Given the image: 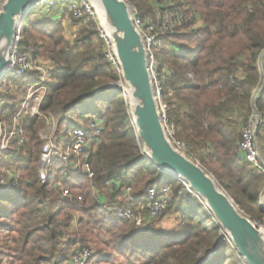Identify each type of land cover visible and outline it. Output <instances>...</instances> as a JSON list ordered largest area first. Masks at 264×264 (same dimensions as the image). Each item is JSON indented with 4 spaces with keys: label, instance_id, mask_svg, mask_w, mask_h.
<instances>
[{
    "label": "trees",
    "instance_id": "16d2710c",
    "mask_svg": "<svg viewBox=\"0 0 264 264\" xmlns=\"http://www.w3.org/2000/svg\"><path fill=\"white\" fill-rule=\"evenodd\" d=\"M183 1L179 6L183 9L187 5L192 7L191 11L200 12L205 26L196 33L199 42L195 50L176 45L171 52H165L170 47L164 45L176 38L170 33L158 36L163 46L156 53L161 101L167 102L171 92L177 99L167 102L168 124L174 127V138L185 146L187 157L200 162L243 212L256 222H263L264 173L253 168L241 155L242 135L229 117L228 108L232 104L247 106L246 113L251 117L252 101L260 93L256 100L260 114L258 136L264 141V76L258 69L264 54V0ZM70 5V0H58L52 7L34 8L30 15ZM72 22L81 24L73 18ZM45 25L49 23H34L31 28L26 27L25 32L33 41L48 40L50 47L33 44L28 38L25 45L29 53L36 56L45 49V56L55 64L53 82L48 84V93L40 107L41 115H28L23 120L26 143L15 142L8 152H0V165L10 166L17 162L22 172L29 173L19 190L8 192L0 188V231L8 233L17 229L19 237L15 240V251L19 262H68L79 240L75 237L64 242L73 218L67 215L61 219L60 215L66 208H72L86 215L95 213L104 223L120 228L123 233H115L121 240L120 249L140 252L147 257L142 263L138 261L139 264H246L235 246L228 248L227 242L219 244L223 229L216 219L205 221L195 206L187 204L188 192L181 180L162 174L150 155L144 154L143 151L148 153V150L139 144L135 120L123 92L109 89L95 94L107 82L120 79L118 74L109 71L103 59L102 44L92 41L96 31L81 30L77 43L83 51L77 54L70 44L62 43L52 32H45ZM236 41L240 50L226 53L225 49L232 45L229 43ZM245 52L250 54L242 60ZM191 55L194 56L191 58ZM165 67L168 68L165 70ZM101 103L106 106L105 112L99 106ZM71 111L81 117L87 127L97 118L105 121L97 148L90 156L95 177L90 180L78 169L66 185L74 193L72 200L57 193L58 174L54 173L53 181L44 185L37 171L42 145L39 133L46 127V119L64 114L66 123L61 124V130L68 133L73 126L66 125ZM89 137L94 136L91 133ZM8 158L16 162H7ZM164 186L174 189L167 210L181 215L184 229L181 233L157 232L152 225L139 230L135 223L107 210L108 204L126 206L123 199L115 202L124 196V187H131L133 195L143 200L151 187ZM81 189L87 192L79 196L76 192ZM101 195L105 196L106 205L99 201ZM79 197L82 200H78ZM18 214L20 219L15 229L10 221ZM60 246L62 250L58 252ZM96 260L97 256L92 260L94 264Z\"/></svg>",
    "mask_w": 264,
    "mask_h": 264
},
{
    "label": "rangeland",
    "instance_id": "374dc122",
    "mask_svg": "<svg viewBox=\"0 0 264 264\" xmlns=\"http://www.w3.org/2000/svg\"><path fill=\"white\" fill-rule=\"evenodd\" d=\"M5 1L6 0H4V2ZM126 1H128L136 9V11L140 14V17L145 16V19L142 18L143 21H145V20L151 21L155 25V28L157 29V31L159 32L160 35L165 34V33H170V34H172V36L174 38H176V40H173L172 42L170 41L169 44L167 42V44L164 45L165 47H168V46L170 47L169 49L165 50V52H171L173 50V47L176 45L187 46L188 48H190L192 50H195L196 47L198 46L199 41L197 40L198 37H197L196 33L198 32V30L200 28L204 27L205 25L202 21L200 12L191 11L192 7L189 8V6H187L186 4H185L186 6L183 9L181 8V6H179L180 5L179 3H184L183 0H126ZM150 1H152V3L153 2L158 3L161 6L158 8L155 5H153L154 3L152 4ZM37 7H35V8H37ZM45 7H49V6H45ZM71 7H72L71 5L69 7L63 6L59 10H57V8L56 9L53 8L51 10L48 8L47 10H44L42 13L36 12V13L28 16V18L23 23L21 22L22 38L24 40V44H25V40L28 38L30 40V42L33 44H37L39 46L45 45V48H49L50 44L48 43L49 42L48 40L43 41V40H45L44 38L43 39L39 38L38 41H33L31 39V36L27 35V33L25 32V28L28 26H29V28H31L34 23H39L41 25L43 23H49V25H47V26L45 25L43 27L45 32H47V33L52 32L56 36V38H58L62 41V43L70 44L77 54L80 53L81 51H83V47L77 43V41L80 39L81 30L83 28H88V30H90V31H94L96 29H95V27L93 28V24L88 22L87 18H85V17L81 18V19L76 18L74 16V12H72V10H71ZM164 16L165 17L166 16L171 17V21L169 23V26L167 27L168 29L162 28V24L164 22ZM72 18L75 20L77 19V20L81 21V24H77V25L74 24L72 22ZM161 28H162V30H161ZM92 41L95 44H101L99 42L100 40L96 36V32L92 36ZM159 44L161 46L157 45L153 49V54L155 56L156 62H157L156 53L160 48H163L162 43L159 42ZM229 44H232V45H229L228 48L225 49L226 53H228V54L236 53L238 50H240V44L237 41L234 43H229ZM26 48H27V46H26ZM28 53H29V51H28ZM29 54L32 55L37 60L36 62L40 67L39 70H35L33 72H30L28 74V75H30V78H27L28 75H26L24 77H20V78H13L12 83L9 86L8 97L12 98V100L14 102V108L19 109V110L21 109V106L27 101L28 96L30 94H34V93L40 94V95H42L43 101H44V99L48 93V84L50 82H53V71L55 70V64L45 56V49L40 50L39 53L37 54V56L32 54V53H29ZM102 54H103V48H102ZM249 54H250L249 52H245V55H247V56L244 55L242 57V60H245L246 57L249 56ZM192 56H194V55H191V58H192ZM103 59H104V55H103ZM104 61H105V59H104ZM167 68L168 67H165V70ZM108 69H109V71H113L114 73L118 74L117 70L110 67L109 65H108ZM258 69H259L260 74L262 76H264V54L262 55V57L260 58V60L258 62ZM119 80L107 82V84H105L101 88H104V87L106 88V87L111 86L112 88H109V89L114 90V92L119 91V90H117V88H115V86L117 85ZM35 85H39L40 87L32 88ZM43 88H44V90H43ZM109 89H107V90H109ZM122 92H123V97L125 98V100L129 104L130 112L132 113L131 98L128 94L129 93V87L126 83L124 85V90ZM257 97H258V94H257ZM257 97L255 96V98L251 104V107L253 109V115L251 117L248 116L246 113L247 106L242 107L241 104L238 106L232 104V106H230L228 108L229 117L231 119H233L234 125H236L237 127L240 128L241 135H242V130H243L244 126L246 124H248L249 121L252 118H254V116L256 117L254 107L257 108L256 103H255ZM175 100H177L176 96L171 92L170 96L168 97L167 102L175 101ZM167 102L161 101L159 106H160V108H163L164 110H166V114L168 115V103ZM33 106H34V102L31 101V107H26V109H24V111L22 112L23 120L28 115H30L32 117L31 110H32ZM99 106H101V108L104 109V112H105L106 106L103 103L99 104ZM70 113L72 114V113H74V111H71ZM84 117L88 118L89 116H84ZM69 118H70V121L66 125L68 127H71L73 125L71 128H69V131L72 130L73 128H77V127H82V128L91 127V125L96 120H97V124L102 129V132L105 129V121L102 118H97L96 120L92 121L88 127L85 126V121L83 119H81V117H79L76 114L70 115ZM167 120H168V117H167ZM64 123H66L64 114H60L59 116H55L54 118L49 116L46 119V127L42 128L40 130L39 135L41 136V139H42L43 135H46V133H48L49 127H51V125L53 124V126H56V129H57V135H58L57 136V138H58V143H57L58 145L57 146L60 149L65 148L67 146V143H68L69 131H68V133H65L61 130L62 129L61 124L63 125ZM74 125H76V127ZM167 125L170 128V133H168L170 140L172 141L174 146L180 152H182L183 154L186 155L185 146H183V144H181L180 142H178L174 138V132H175L174 127L170 126L168 124V122H167ZM134 126H136V125H134ZM258 129H259V126H258L257 131H256V143H257L258 148L261 151V161L264 164V153H262V151H264V141H263V139L260 138V136H258ZM242 141H243V136H242ZM242 141H241V143H242ZM94 145H95V143H94ZM94 145H93V141H92L90 148L93 149ZM97 145H98V143L96 144L95 148H97ZM43 146L44 145H41V147H40L39 160L41 157V152L43 150ZM142 147L144 148L143 145H142ZM11 148H12V146H11ZM92 149H90V152L93 151ZM239 150H240V145H239ZM143 152H144V154L146 153L145 151H143ZM81 159H82V157H78V156L74 155V156L69 157V161L66 163H58V162L55 163L52 167L53 175L55 173V174H58L60 177L61 171H57L58 167L63 165L64 168H69L70 164L78 165L79 163H82ZM10 160H12L13 163L16 162L15 160H13L11 158H8L7 162H9ZM39 160L37 162L38 174H39V167H38L39 166ZM192 161L199 164L203 169H205L201 165L200 162L195 161V160H192ZM16 164H17V162L15 163V165H10V166H8L6 164L0 165V188L5 189L6 191H8V190L14 191V190L5 188L8 185H11L13 183V181H11V179H10V177L12 176L13 173H15L16 177L19 178L20 187H21V182L23 183L25 179L29 178V173L22 172ZM78 168L81 169L80 167H78ZM78 168H77V170H78ZM91 169H92V167H91ZM256 170L260 171L258 169H256ZM92 172L94 173V177H95V172L93 171V169H92ZM260 172H262V171H260ZM53 175L51 178L52 181H53ZM209 175H211V174L209 173ZM39 178H40V174H39ZM213 178L215 179V177H213ZM88 179H90V178L88 177ZM92 179H90V180H92ZM64 180L65 179H63V178L59 179V181L56 183V185L61 184V186H63V188H66L67 183L66 182L64 183ZM40 181H41V178H40ZM217 183L219 185V182H217ZM107 185L110 186L111 184L108 183ZM219 186L222 189H224L221 185H219ZM185 187H186V190L188 192V186L185 185ZM127 188L128 187H124V189H123L124 196H120V198L118 197L115 200V202H117L121 199L128 202L126 199V196H125V190ZM170 189H171L170 197L172 198V196L174 194V189L171 186H170ZM56 191L64 199H70V200L74 199V193L70 189H69V192L71 193L70 198L64 197L63 193L59 192L58 189H56ZM86 192L87 191H85L84 189H81V190H77L76 194H78L80 196L81 194L82 195L86 194ZM263 194H264V192H263ZM187 199H189V200H187L188 201L187 204H192V206H195L197 208L199 216L205 218V221H208L210 219L215 221V217H214L212 211L209 209L206 202L200 196H198L196 194L190 195L188 192L187 193ZM78 200H82V198L79 197ZM99 201L103 205H106L105 196H103V195L99 196ZM127 206H128V203L126 204V206H120L118 204L111 205V206L109 204L106 205L107 210L111 214L115 215L116 217H117V215L115 213V210L120 209V208H126ZM243 213L245 215H247L260 229L264 230V221L263 222H256L253 218H251L250 215L246 214L245 212H243ZM67 215H71L73 218V221L71 223V227L68 229V231L66 233V236L64 238V242L66 243L67 241H69L70 239H73L75 237H77L79 240L76 247H74V249H72V253H71L72 257H73V254L77 250H79L81 248H88L93 252V258H95L96 256L98 257V260H96L95 264H139L138 261H140L141 263L143 261H145L146 256L145 257L142 256L140 252L136 254V253H134L128 249H120L119 245H121L120 244L121 240L119 241V238H118V236L117 237L115 236V233L117 235H120L123 232L120 230V228H118V227L115 228L113 223H109V224L104 223L102 221V218H100V216H98V215H95V213H92L91 215H86V214H83L82 212L74 211V210H72V208H66L61 213L60 218L62 219L64 216H67ZM134 215H135V219L133 221H130V222L135 223L136 224L135 227L139 230H145V229L149 228L150 225L154 226V228H153L154 230H156L157 232H161V233H177L178 234V233L183 232V230H184L182 225H181V223L183 221L181 215L176 213V211H171V209L170 210L166 209L158 218H154L150 221L146 220V218H147L146 213L142 212L139 209H136L134 211ZM19 219H20V215L19 214L15 215L11 219L10 224L12 226H14V228H15V223ZM129 227H131V226H129ZM18 237H19V234L17 232V229L14 232H8V233L6 231H0V264H21L18 260L19 255L15 251V249L17 248V246L15 245V240ZM219 242H220L219 243L220 245L227 242L228 248H234V244L231 242L229 236L224 233V231H222L221 238H220ZM123 246H125V244H123ZM61 250H62V247L60 246L58 248V252H61ZM214 253H212V255ZM71 256H70V259L68 260V262H65L63 264H72V261H71L72 257ZM92 264H94V262Z\"/></svg>",
    "mask_w": 264,
    "mask_h": 264
},
{
    "label": "water",
    "instance_id": "95a60500",
    "mask_svg": "<svg viewBox=\"0 0 264 264\" xmlns=\"http://www.w3.org/2000/svg\"><path fill=\"white\" fill-rule=\"evenodd\" d=\"M39 1L6 0L2 6L0 75L8 66L19 25L28 18ZM93 1L96 2L115 42L123 78L129 87L132 109L130 114L138 126L136 130L139 144L148 150L150 159L162 174L180 177L184 185L206 202L246 264H264V230L239 209L231 196L205 169L180 152L170 140L161 117V100L156 96L152 72L148 69L144 41L133 23L131 7L125 0ZM109 88L112 87L100 88L95 94ZM259 95L260 93L258 97ZM254 111L259 126L260 115L256 107Z\"/></svg>",
    "mask_w": 264,
    "mask_h": 264
},
{
    "label": "built area",
    "instance_id": "2783aa9c",
    "mask_svg": "<svg viewBox=\"0 0 264 264\" xmlns=\"http://www.w3.org/2000/svg\"><path fill=\"white\" fill-rule=\"evenodd\" d=\"M58 0H40L36 7H52ZM71 10L74 12L76 18H87L88 22L94 24L96 36L102 44L104 59L107 64L117 70L120 77L119 82L115 86L117 90L123 91L125 81L123 78V71L118 59L116 46L114 39L111 35L110 29L106 24L98 6L93 0H70ZM125 2L131 7L133 13V23L136 29L139 31L143 38L145 49L148 57V69L152 72V77L154 80V86L157 90L156 96L158 97L161 93L160 85L156 77V67L157 62L153 54V49L159 45L158 36L159 32L155 28V25L151 22H144L140 14L136 9L125 0ZM4 0H0V11L4 5ZM171 17L164 16V22L162 24L163 29H168ZM161 28V30H162ZM37 60L28 53V50L24 44L22 38V25H19L17 35L15 38V46L12 53L8 59V66L4 76L0 75V151L8 152L11 146L17 142L19 145H24L26 143V130L23 126L22 112L26 107H31V101L34 102V106L31 110L32 117L41 115L40 107L43 102V97L40 94H30L27 101L21 106V109L14 108V102L9 95V86L12 83L13 78H20L28 75L30 72L39 70V65ZM40 87L35 85L32 88ZM31 89V88H30ZM44 90V88H43ZM129 94V93H128ZM35 96V97H34ZM34 97V98H33ZM161 100V97L158 98ZM30 103V104H29ZM162 121L165 124L166 130L170 133V128L167 125V114L166 110L161 108ZM257 118L254 116L248 124H246L242 130L243 141L240 144V153L243 158L248 162L253 168L264 172V164L261 161V151L256 143V131H257ZM93 134V138L89 137ZM102 133V129L97 124V120L88 128L77 127L69 131V138L67 146L60 149L57 145V129L56 126L51 125L49 127L48 133L42 136L43 150L41 152V157L39 160V174L41 182L44 185H48L52 182V167L55 163H66L69 161V157L78 156L82 157V163L78 165L70 164L69 168H64L63 165L57 168V171H61L60 179L63 178L64 183L71 181L77 168L80 167L84 174L90 179L94 178V173L92 172L90 165V148L91 142L93 141V149H95L98 143V138ZM264 153V151H262ZM148 156V153H145ZM64 168V169H63ZM79 169V168H78ZM13 183L8 185L7 189L19 190L20 183L19 178L12 174L10 177ZM57 189L59 192L63 193L64 197L70 198L71 193L68 188H63L61 184H57ZM189 194H196L190 187H188ZM171 189L170 186H164L161 188L151 187L143 200H138L133 195V189L128 187L125 190V196L127 199L128 206L126 208H120L115 210L118 218L133 221L135 219L134 211L136 209L141 210L146 213V220L150 221L154 218H158L168 207L170 200ZM197 195V194H196ZM93 252L88 248H81L77 250L72 257V264H92Z\"/></svg>",
    "mask_w": 264,
    "mask_h": 264
},
{
    "label": "bare ground",
    "instance_id": "6f19581e",
    "mask_svg": "<svg viewBox=\"0 0 264 264\" xmlns=\"http://www.w3.org/2000/svg\"><path fill=\"white\" fill-rule=\"evenodd\" d=\"M96 3V2H95ZM4 74L5 73H3L1 76H4ZM128 90V89H127ZM161 97V93H159V95H158V97L157 98H160ZM136 123V122H135ZM136 126H134L136 129L138 128V126H137V124H135ZM168 175H170V174H168ZM170 176H172V175H170ZM173 177H175V176H173ZM176 178H178V179H180V177H176Z\"/></svg>",
    "mask_w": 264,
    "mask_h": 264
},
{
    "label": "crops",
    "instance_id": "0c3cea01",
    "mask_svg": "<svg viewBox=\"0 0 264 264\" xmlns=\"http://www.w3.org/2000/svg\"><path fill=\"white\" fill-rule=\"evenodd\" d=\"M151 3H152V1H150ZM154 3V2H153ZM152 3V4H153ZM153 5H155L156 7H158L159 8V5H158V3H154Z\"/></svg>",
    "mask_w": 264,
    "mask_h": 264
}]
</instances>
